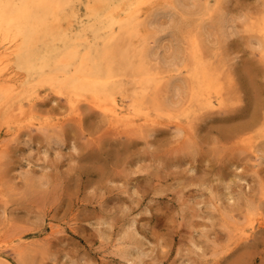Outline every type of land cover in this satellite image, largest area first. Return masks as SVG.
I'll return each mask as SVG.
<instances>
[{
	"label": "rangeland",
	"instance_id": "rangeland-1",
	"mask_svg": "<svg viewBox=\"0 0 264 264\" xmlns=\"http://www.w3.org/2000/svg\"><path fill=\"white\" fill-rule=\"evenodd\" d=\"M205 1L157 22L166 57L179 39L172 26L192 22L223 109L119 128L41 87L25 115L41 126L0 123V247L16 244L3 251L11 264H264V61L252 30L264 0ZM189 78L182 68L177 81Z\"/></svg>",
	"mask_w": 264,
	"mask_h": 264
},
{
	"label": "bare ground",
	"instance_id": "bare-ground-1",
	"mask_svg": "<svg viewBox=\"0 0 264 264\" xmlns=\"http://www.w3.org/2000/svg\"><path fill=\"white\" fill-rule=\"evenodd\" d=\"M157 1L0 0V123L10 125L14 116L18 126H35L38 122L25 115L41 87L65 96L73 110L79 101H86L119 128L154 125L159 118L180 126L181 117L189 121L193 109H223L221 78L205 63L192 22L182 20L172 26L178 28L175 38L179 34L178 44L169 46L173 56L166 57L167 45L161 41L158 16L199 0H159L163 4L156 5ZM212 1H205V10L212 4L219 8L223 0ZM144 4L151 11L140 12ZM224 26L219 24L222 35ZM252 30L261 36L264 61V17ZM182 68L190 80L180 84ZM180 88L185 93L175 100L174 90ZM160 91L166 94L162 102L157 97ZM147 97H152V104L146 103ZM139 119L144 122L138 123ZM14 246L11 242L0 247V264H11L3 251Z\"/></svg>",
	"mask_w": 264,
	"mask_h": 264
}]
</instances>
